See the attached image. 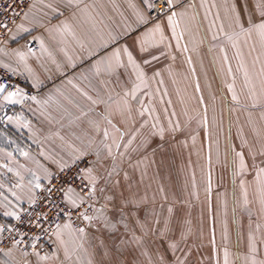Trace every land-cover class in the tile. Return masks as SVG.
Masks as SVG:
<instances>
[{
  "label": "crops",
  "instance_id": "1",
  "mask_svg": "<svg viewBox=\"0 0 264 264\" xmlns=\"http://www.w3.org/2000/svg\"><path fill=\"white\" fill-rule=\"evenodd\" d=\"M149 1L32 0L8 30L0 65L38 92L0 96V219L70 163L62 160L80 152V136L128 133L131 110L118 111L116 83H218L229 96L246 87L240 103L264 105V0H169L153 19ZM76 197L67 191L70 205ZM66 223L53 232L55 249ZM22 255L0 246V264Z\"/></svg>",
  "mask_w": 264,
  "mask_h": 264
},
{
  "label": "rangeland",
  "instance_id": "2",
  "mask_svg": "<svg viewBox=\"0 0 264 264\" xmlns=\"http://www.w3.org/2000/svg\"><path fill=\"white\" fill-rule=\"evenodd\" d=\"M116 85L128 133L80 136L62 160L85 162L80 226L20 264H261L264 105L218 83Z\"/></svg>",
  "mask_w": 264,
  "mask_h": 264
},
{
  "label": "built area",
  "instance_id": "3",
  "mask_svg": "<svg viewBox=\"0 0 264 264\" xmlns=\"http://www.w3.org/2000/svg\"><path fill=\"white\" fill-rule=\"evenodd\" d=\"M32 0H0V45L8 30L20 20ZM170 9L169 0H150L147 14L156 18ZM33 49L35 43L27 42ZM38 89L28 85L26 79L0 65V96L21 93L25 97L37 94ZM84 160L76 159L66 166L54 169L49 179L38 186L32 197L25 201L13 218L0 219V246L12 247L24 255H45L53 248L52 235L64 220L80 226V201L70 205L66 193L71 190L80 197L87 193L81 173Z\"/></svg>",
  "mask_w": 264,
  "mask_h": 264
}]
</instances>
